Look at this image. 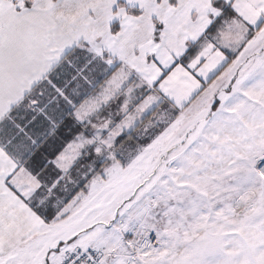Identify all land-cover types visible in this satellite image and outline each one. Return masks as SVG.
Returning <instances> with one entry per match:
<instances>
[{
  "label": "snow or ice",
  "instance_id": "1",
  "mask_svg": "<svg viewBox=\"0 0 264 264\" xmlns=\"http://www.w3.org/2000/svg\"><path fill=\"white\" fill-rule=\"evenodd\" d=\"M0 264H264V0H0Z\"/></svg>",
  "mask_w": 264,
  "mask_h": 264
}]
</instances>
